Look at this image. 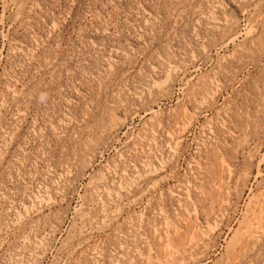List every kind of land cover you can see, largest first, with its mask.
I'll list each match as a JSON object with an SVG mask.
<instances>
[{"label":"rangeland","instance_id":"obj_1","mask_svg":"<svg viewBox=\"0 0 264 264\" xmlns=\"http://www.w3.org/2000/svg\"><path fill=\"white\" fill-rule=\"evenodd\" d=\"M0 264H264V0H0Z\"/></svg>","mask_w":264,"mask_h":264}]
</instances>
